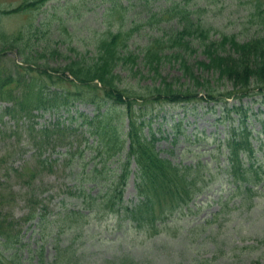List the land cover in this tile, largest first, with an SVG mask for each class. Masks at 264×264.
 Returning a JSON list of instances; mask_svg holds the SVG:
<instances>
[{"label":"rangeland","instance_id":"1","mask_svg":"<svg viewBox=\"0 0 264 264\" xmlns=\"http://www.w3.org/2000/svg\"><path fill=\"white\" fill-rule=\"evenodd\" d=\"M21 1L0 0V10H9ZM66 1L70 3L66 10L58 8ZM253 1L150 0L144 9L138 2L133 4L125 11L121 22L117 15L108 22L102 18L103 5L98 2L49 0L30 15L0 13V32L11 34L26 25L29 16L38 21L46 12L50 13L54 18L50 21L53 34L47 40L33 39L31 44L38 52L43 45L50 44L45 51L54 50L55 56L38 59L37 63L42 65L47 60L50 66L60 68L72 61L88 60L105 28L112 24L111 30H116L112 19L118 25L121 23L123 29L139 25V31L134 32V43L129 47L139 54L155 31L152 26L142 25L145 10L158 11L172 3L188 10L205 8L200 10L201 18L208 26L218 32L236 33L241 40L248 39L258 34L257 27L247 29L246 24H239L245 20ZM171 24L174 27V21L160 26ZM6 49L12 52L2 54L5 65L19 63L18 55L23 50L14 44ZM185 57L191 64L205 58L200 50ZM138 68L141 72L136 76L128 67L120 68V75L125 88L140 92V86L149 84L150 80L147 76L141 77L147 69L141 64ZM132 70L135 71V67ZM160 72L167 74V81L172 80L177 87L189 86L178 61L163 64ZM196 73L209 78L214 87V99H197L205 92L196 87L192 88L198 92L194 102L173 105L151 100L142 117L145 119L143 132L160 137L156 146L161 156L184 164L200 159L215 174L217 161L223 162L222 157L217 159L218 141L225 136L231 122L232 126H238L244 120L252 132L250 142L256 149L258 162L254 164L264 165V93L252 90L225 98L220 93L232 90L230 84L217 80V74L212 76L211 72L197 69ZM6 104L0 101V112ZM233 107L239 110L232 109L228 117L225 108ZM35 113L33 121L22 119L17 123L8 116L0 120V212L19 219L27 214L30 204H35L46 217L39 227L36 220L20 222L25 245L20 256L23 262L29 258L32 264H37V255L42 253L45 264H264V181L254 188L255 195L249 197L237 194L235 186L222 174L218 179L212 176L192 202L168 216L159 232L140 230L105 208L98 212L86 208L92 199H87L85 194L94 199L102 198L108 185L121 173L119 163L125 159L127 150L125 147L121 155L106 159L107 150L98 145L94 133L100 130L103 121L97 117L92 125L87 122L97 116L95 106L76 101L70 110ZM176 123L180 126L174 128ZM44 129L50 130L48 137L39 132ZM194 136L201 138L200 141H195ZM175 138L178 141L172 145ZM129 169L123 189L124 204L136 201L135 163L131 162ZM15 170H27L26 176H18ZM30 174L33 175L29 177ZM27 192L35 195L33 202H27ZM63 212L68 215L57 230L51 231L49 221L57 220Z\"/></svg>","mask_w":264,"mask_h":264},{"label":"trees","instance_id":"2","mask_svg":"<svg viewBox=\"0 0 264 264\" xmlns=\"http://www.w3.org/2000/svg\"><path fill=\"white\" fill-rule=\"evenodd\" d=\"M47 1L49 0H23L9 10H0V13L30 15L42 9ZM92 1L103 5V19L109 22L117 15L121 22L125 11L133 4L138 2L144 9L150 0ZM69 4L66 1L58 8L66 10ZM203 9L205 8L198 7L196 10H188L175 3L161 7L158 11L146 9L142 25L152 26L155 31L149 36L148 42L142 45L141 56L129 48L134 43V32L139 31V25L123 29L121 23L118 25L112 19L116 30H111L112 24L105 28L96 43L94 54L88 60L72 61L60 68L50 66L47 60L42 65L37 63L38 59L55 56L54 50L45 51L50 44L43 45L40 52L31 44L33 39L47 40L53 34L50 25L53 15L46 12V16L38 21L29 16V22L19 30L11 34L0 32V101L7 103L0 112V120L8 116L17 123L22 119L33 121L35 112L70 110L76 101L94 105L97 116L87 122L92 125L97 117L103 121L100 130H94V133L99 140L98 145L107 150L106 159L118 153L121 155L125 147L127 150L125 159L119 163L121 173L113 184L108 185L102 198L94 199L84 193L87 199H92L86 208L97 210L96 212L105 208L140 230L152 229L159 232L168 216L192 202L195 195L202 192L208 181L212 180V176L218 179L222 174L235 186L237 194L249 197L255 195L254 188L264 181V165L254 164L258 162L255 157L256 149L250 142L252 132L247 129L244 120L238 126H232L231 122L225 136L218 141L217 159L222 157L223 162L217 161L215 174L200 159L184 164L161 156L156 146L160 137L152 132L146 135L142 130L145 122L142 117L151 100L179 105L204 99L202 97L214 99L212 83L209 78L197 75V69L204 73L211 72L212 76L217 74V80L230 84L232 90L220 93L222 97L252 90L264 93V1L254 0L245 20L239 24H246L247 29L257 27L258 34L244 40L239 39L236 33L218 32L215 27L208 26L201 18L200 10ZM172 21L175 23L174 27L173 24L160 26L161 23L169 24ZM13 44L23 51L18 55L19 63L14 62L7 67L2 54L12 52L6 48L9 45L13 47ZM19 44L22 45L21 49ZM197 50L205 58L196 60L193 64L186 62V54L190 57ZM171 61L179 62L182 76L189 83L184 89L177 87L172 80L167 81L169 76L160 72L162 65ZM139 64L147 69L141 77L147 76L150 80L149 84L140 86V92L125 88L124 79L120 75V68L127 67L134 76L140 74ZM133 67L135 71L132 70ZM196 87L205 92L204 96L197 98L198 92L192 90ZM225 109L228 117L232 109L235 112L239 110L234 107ZM178 126L180 124L176 123L174 128ZM39 132L48 137L50 130ZM194 139L200 141L201 138L194 136ZM177 141L178 138H175L171 144L176 145ZM131 162L136 166V201L124 204L123 189ZM26 171L15 170L20 177H25ZM34 200L35 195L27 192V202ZM34 206L35 204H30L27 214L19 219L0 212V264H32L29 258L24 262L20 260L21 250L25 247L22 244L20 222L36 220V226L39 227L46 217ZM67 215L68 213L63 212L57 220H50L51 231L57 230ZM37 256V264H45L43 254Z\"/></svg>","mask_w":264,"mask_h":264}]
</instances>
